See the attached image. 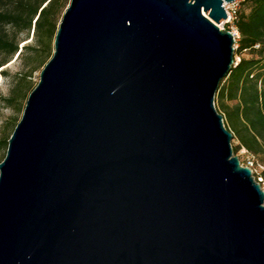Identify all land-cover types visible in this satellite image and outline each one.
Listing matches in <instances>:
<instances>
[{"label":"water","instance_id":"obj_1","mask_svg":"<svg viewBox=\"0 0 264 264\" xmlns=\"http://www.w3.org/2000/svg\"><path fill=\"white\" fill-rule=\"evenodd\" d=\"M234 1L70 0L0 164V264H264L215 107Z\"/></svg>","mask_w":264,"mask_h":264},{"label":"trees","instance_id":"obj_2","mask_svg":"<svg viewBox=\"0 0 264 264\" xmlns=\"http://www.w3.org/2000/svg\"><path fill=\"white\" fill-rule=\"evenodd\" d=\"M69 4L70 0H0V69L15 58L24 60L10 96L2 100L8 107L20 110L22 100L33 91L28 79L53 57L57 30ZM236 28L240 39L235 58L239 56V62L222 80L215 107L239 144L234 154L244 149L252 156V165L259 166L260 161L264 168V0H245ZM32 34L34 45L20 50V44L29 41ZM23 36L27 39L22 40ZM0 76L9 74L1 71ZM10 138L0 140V147L7 148ZM260 178L264 183V170Z\"/></svg>","mask_w":264,"mask_h":264},{"label":"rangeland","instance_id":"obj_3","mask_svg":"<svg viewBox=\"0 0 264 264\" xmlns=\"http://www.w3.org/2000/svg\"><path fill=\"white\" fill-rule=\"evenodd\" d=\"M226 30V28H225ZM33 34L31 35V39L29 41L23 42L20 44V50L22 49L23 46L26 45H34V42H32ZM27 39V37L23 36L22 40ZM244 57L249 58L247 54H244ZM238 59L240 58L239 56L237 57ZM237 58H235V61H237ZM45 67V66H44ZM44 67L41 70H37L33 73L32 77L29 78V82L32 85L33 90L37 87V85L40 82V74ZM24 68V60L23 58L20 60H13L10 62L8 65L0 69L1 71H6L9 76L8 77H1L0 76V140L6 138L7 136H12V134L15 131L14 126H11V124H16L21 121L23 112L26 106V102L28 100L29 95L32 93H28L26 98L22 100V106L20 110H18V107L10 108L8 107L2 100L4 98H7L10 96L11 89L13 86V80L16 74L20 73ZM238 142L237 141H232V148L238 147ZM7 150L8 147H0V164L5 160L7 156ZM235 157H237L243 167H249L252 172L253 176L256 181L259 183H262V179L260 178L261 172L264 170L263 167H260V161H258L259 166L256 164L251 165V163L254 161L252 156L247 153L246 150L242 149L240 150L237 154H234ZM257 160V159H256ZM262 189H264V183L261 184Z\"/></svg>","mask_w":264,"mask_h":264},{"label":"built area","instance_id":"obj_4","mask_svg":"<svg viewBox=\"0 0 264 264\" xmlns=\"http://www.w3.org/2000/svg\"><path fill=\"white\" fill-rule=\"evenodd\" d=\"M244 2H245V0H235L231 4L224 3V8H225V11L227 14V20H226L225 24H223V28L224 29L228 28L229 29L228 31H230L233 34L234 40H235V45H234L235 51L238 49L237 43H238V40L240 39V35H239L238 30L236 28V22L238 20L239 11H240L241 6ZM238 62H239V59L237 58L235 65H237Z\"/></svg>","mask_w":264,"mask_h":264},{"label":"bare ground","instance_id":"obj_5","mask_svg":"<svg viewBox=\"0 0 264 264\" xmlns=\"http://www.w3.org/2000/svg\"><path fill=\"white\" fill-rule=\"evenodd\" d=\"M225 20L220 24V27L223 28V24H225Z\"/></svg>","mask_w":264,"mask_h":264}]
</instances>
